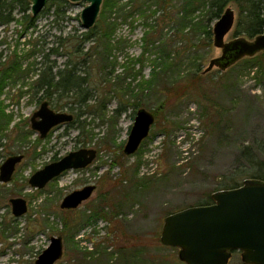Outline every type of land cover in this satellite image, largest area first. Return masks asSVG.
<instances>
[{"label": "rangeland", "instance_id": "1", "mask_svg": "<svg viewBox=\"0 0 264 264\" xmlns=\"http://www.w3.org/2000/svg\"><path fill=\"white\" fill-rule=\"evenodd\" d=\"M116 1L130 5L135 0ZM142 1L149 5L152 0ZM177 1L172 0L167 11L175 12ZM50 2L25 29L17 21L20 14L16 3L15 20L0 24V63L16 57L21 71H25L0 91L4 112L10 115L7 127L0 131V165L10 155H23L11 180L0 182V264H34L51 236H61L63 242L62 257L55 264H184L177 248L160 242L163 219L176 210L211 202L210 193L221 189L226 177L241 163L240 149L264 142V56L254 63L241 58L225 69L214 66L204 72L210 60L221 55L213 44V34L208 44L196 32L187 35L185 30L177 31L175 23L166 19L159 26L163 40L169 43L173 64L139 93L141 106L125 105V110L116 114L113 110L119 97L113 90L121 87L124 98H129L127 83L132 88L142 77H150L154 54H145L143 67L134 64L139 75L125 77L122 84L117 82L115 76H124L121 71L127 58L139 57L147 26L136 12L127 21L111 14L116 22L113 39L121 41L111 52L115 71L112 75L99 74L95 50L91 57H85L81 69L91 71L89 80L96 92L78 115L72 113L71 122L53 127L41 138L30 121L44 100L41 92L36 93L35 82L44 66L53 64L54 73L74 58L70 55V36L85 31L79 21L85 1H68L60 7L59 15ZM228 6L234 10L235 25L238 9L234 3ZM98 20L99 15L95 24ZM215 20L210 23L211 33ZM234 25L224 41L235 38ZM65 37L63 48L59 41ZM91 45L86 42L80 46L85 52ZM51 48L58 53H51L46 60L44 55ZM193 59L199 63V79L187 93L172 95L166 85L176 81L187 85L182 72ZM72 95L60 96L58 103L63 105ZM141 107L157 110V117L138 149L125 155L122 148ZM79 148L97 152L85 168L66 170L42 189L29 185L33 172ZM87 184L95 185L87 200L73 209L60 208L66 194ZM17 196L27 201V211L20 217L12 214L9 202ZM229 264H245L239 251L232 253Z\"/></svg>", "mask_w": 264, "mask_h": 264}, {"label": "water", "instance_id": "2", "mask_svg": "<svg viewBox=\"0 0 264 264\" xmlns=\"http://www.w3.org/2000/svg\"><path fill=\"white\" fill-rule=\"evenodd\" d=\"M30 14L36 16L50 0H28ZM85 1L79 13L80 26L86 31L98 18L103 0ZM234 10L227 6L212 27L213 44L220 48L221 55L210 60L204 72L214 66L225 69L244 57H253L264 51V31L253 38L238 36L224 41L225 35L234 25ZM70 112L55 111L47 101L30 117L31 128L45 137L54 126L69 123ZM155 121L152 111L138 108L126 142L122 148L125 155L133 154L148 136ZM94 148H79L45 164L33 172L28 183L42 189L48 182L69 169H81L96 157ZM22 154L8 156L0 165V182L11 180ZM95 189L94 184L84 185L66 194L62 209H73L87 200ZM211 203L191 205L167 214L162 222L160 242L178 249V258L184 264H229L232 251H239L245 264H264V180L245 177L236 187L221 188L210 193ZM11 212L20 217L27 211V201L22 197H11ZM63 254L61 236H51L49 244L37 255L34 264H55Z\"/></svg>", "mask_w": 264, "mask_h": 264}, {"label": "trees", "instance_id": "3", "mask_svg": "<svg viewBox=\"0 0 264 264\" xmlns=\"http://www.w3.org/2000/svg\"><path fill=\"white\" fill-rule=\"evenodd\" d=\"M171 2L172 0H152L151 4L148 5L145 4L146 1L135 0L130 5H118L116 0H103L98 24H95L89 30L79 31L70 36V55L73 54L74 58H69L64 63V66L56 69L54 73H52L53 64L44 66L35 82L36 93L41 92L40 98L47 100L50 105L65 108L67 111L77 115V111L81 107L88 106L86 103L92 99L97 88L90 84L89 77L91 71L81 69L85 60L84 58L91 57L92 51L95 50L94 55H99L97 57V60H99V74L112 75L115 71V60L114 62L111 61L110 57L112 50L114 48L117 49L121 41L113 39L116 22L114 18H111V14L118 15L123 21H127L136 12L143 19L145 26H147V30L144 31L141 37L142 50L139 57L135 59L127 58V61L122 65L121 72L124 76L120 77L121 74H116L115 78L117 82L120 81L122 84L125 77L134 78L139 75L140 70L135 71L134 64L138 63L140 67H143L145 54H154L151 60L153 69L150 77L147 79L142 77L135 87L132 88L130 87V83H127L126 90L130 93L129 98H124V90L121 87V90H113V93L119 97L118 105L113 110V113L116 114L124 111L125 105L141 106L138 100L140 94L150 88L154 80L161 73L164 74L166 69L173 64L169 43L163 40L162 27L159 26L160 22H164L166 19L174 22L177 31L182 32L185 30L184 32L187 35L195 34L196 32L203 40H206L204 42L209 44L212 34L210 23L214 19L219 18L223 10L230 3H234L238 9V14L232 33L233 37L243 35L247 38H253L264 31V0H178L175 5V12L167 11V7L171 5ZM13 3H16L19 7L18 13L20 14V19H17V21L23 25L24 29L32 25L36 17L32 16L29 12L30 3L28 0H0V24L7 25L15 20L13 16ZM50 3L55 4V14L59 15L60 7L67 4L68 0H51ZM152 5L155 6L154 9H151ZM158 11L161 12L157 17L155 14ZM196 12H198L197 15H195ZM75 39L78 41H75ZM65 40H67L66 37L59 41L60 46L63 48H65ZM86 42H91L92 45L83 52L84 48L80 45ZM51 53H58V50L51 48L49 53L44 55V58L48 60ZM260 56H264V51L253 57H244V59L246 62L254 63L257 62L256 60ZM194 60L182 72V74L184 72L185 74L181 78L188 80L187 85H178L176 84L177 81L170 82L165 87L169 93L174 96H181L187 93L199 79V63H196ZM22 73H25V71H21V64L16 57L8 62L0 63V91L6 84L13 82ZM68 93L73 94V98L71 97L70 101H65L63 105L58 103V99L62 96L69 98L67 96ZM101 102L99 103L100 108L103 104ZM152 112L156 118L158 111L152 110ZM9 122L10 115L4 112V106L0 102V131L6 128ZM239 153L241 163L226 177L221 186L222 188L236 187L241 183L242 178L245 177H255L264 180V142H257L255 147L249 145L243 146ZM63 225L66 228L67 223L64 222Z\"/></svg>", "mask_w": 264, "mask_h": 264}, {"label": "flooded vegetation", "instance_id": "4", "mask_svg": "<svg viewBox=\"0 0 264 264\" xmlns=\"http://www.w3.org/2000/svg\"><path fill=\"white\" fill-rule=\"evenodd\" d=\"M53 68H54V67H53ZM52 73H53V72H52ZM43 101H47V100H43ZM43 101H42V102H43ZM47 102H48V101H47ZM48 104H49V102H48ZM63 124H66V123H63ZM59 125H61V124H59ZM57 126H58V125H57ZM54 127H55V126H54ZM51 129H52V128H51ZM51 129H50V130H51ZM50 130H49V131H50ZM59 158H60V157H59ZM59 158H57V159H59ZM57 159H55V160H57ZM55 178H56V177H55Z\"/></svg>", "mask_w": 264, "mask_h": 264}]
</instances>
